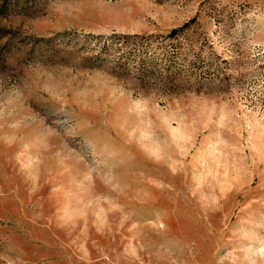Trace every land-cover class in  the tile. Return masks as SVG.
I'll return each instance as SVG.
<instances>
[{"label": "rangeland", "instance_id": "374dc122", "mask_svg": "<svg viewBox=\"0 0 264 264\" xmlns=\"http://www.w3.org/2000/svg\"><path fill=\"white\" fill-rule=\"evenodd\" d=\"M6 1L0 264H264V0ZM192 19L174 89L99 55Z\"/></svg>", "mask_w": 264, "mask_h": 264}, {"label": "trees", "instance_id": "16d2710c", "mask_svg": "<svg viewBox=\"0 0 264 264\" xmlns=\"http://www.w3.org/2000/svg\"><path fill=\"white\" fill-rule=\"evenodd\" d=\"M8 6L7 1L0 4V12L6 14ZM193 21L194 19L182 27L173 28L167 35L115 34L106 37L100 45L99 55L101 57L108 53L113 54L112 60L117 63L118 67L122 69L129 66L134 67L145 82L155 75L159 77L156 80L163 81L166 88L174 89L178 74L192 69L178 66L177 56L180 52L177 49V43H172L173 50L169 52L166 48L164 50L159 49L161 44L156 45L154 42L159 38L163 40L177 38ZM139 46H144L143 52H139ZM192 65L194 66V63Z\"/></svg>", "mask_w": 264, "mask_h": 264}]
</instances>
